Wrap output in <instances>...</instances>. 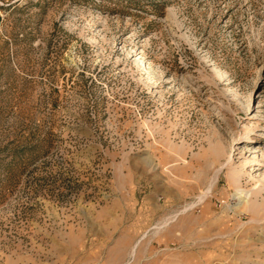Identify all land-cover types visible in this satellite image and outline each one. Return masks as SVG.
<instances>
[{"label":"rangeland","instance_id":"obj_1","mask_svg":"<svg viewBox=\"0 0 264 264\" xmlns=\"http://www.w3.org/2000/svg\"><path fill=\"white\" fill-rule=\"evenodd\" d=\"M0 264H264V0H0Z\"/></svg>","mask_w":264,"mask_h":264},{"label":"bare ground","instance_id":"obj_2","mask_svg":"<svg viewBox=\"0 0 264 264\" xmlns=\"http://www.w3.org/2000/svg\"><path fill=\"white\" fill-rule=\"evenodd\" d=\"M233 197L235 200H237V208H240L241 204L246 202V199L249 197V195H247L243 189H236Z\"/></svg>","mask_w":264,"mask_h":264}]
</instances>
